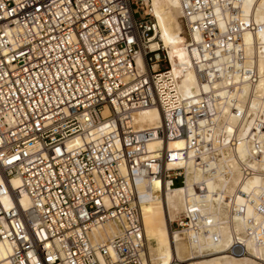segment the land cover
Segmentation results:
<instances>
[{
    "label": "built area",
    "instance_id": "obj_1",
    "mask_svg": "<svg viewBox=\"0 0 264 264\" xmlns=\"http://www.w3.org/2000/svg\"><path fill=\"white\" fill-rule=\"evenodd\" d=\"M179 1L190 66L207 87L191 102L171 78L142 0H0V241L10 245L0 264H150L138 185L171 186L184 176V157L201 177L169 228L205 232L214 210L212 226L242 220L244 238L230 231L225 251L264 242V186L242 188L263 171L264 70L259 45L247 53L241 39L264 29V15L257 25L240 0ZM241 84L243 107L254 101L247 112L233 104ZM151 105L160 124L134 128L132 112ZM156 138L183 146L147 151ZM106 222L117 232L92 240V227Z\"/></svg>",
    "mask_w": 264,
    "mask_h": 264
},
{
    "label": "bare ground",
    "instance_id": "obj_2",
    "mask_svg": "<svg viewBox=\"0 0 264 264\" xmlns=\"http://www.w3.org/2000/svg\"><path fill=\"white\" fill-rule=\"evenodd\" d=\"M159 1L160 12L158 13L154 10V0H142V3L150 6L151 14L158 28L156 35L158 43L165 49L171 78L175 81L178 91L184 99L183 101L191 102L196 98V95L202 91H206L207 87L205 85H202V88L199 86L196 74L190 66L189 55L185 49V43L188 39L185 30L182 31L179 21V18L183 16L180 1ZM238 6L241 14L243 16L247 15L253 24L259 25L262 22L264 0H240ZM259 27L254 32L244 31L241 34V39L245 44V51L247 53L251 51V44L256 43L259 45V51L255 55V60L257 62V69L261 73L264 70V59L261 54V49L264 46V29L260 30ZM190 39L196 41L198 34L196 32L191 33ZM155 43L152 41L149 47L151 49L154 48L156 46ZM168 48L171 50L174 61L170 58ZM140 61L141 57L138 55L136 57V63L139 66L141 65ZM239 88L238 94H233L235 100L233 104L241 108L243 112L252 110L253 100L251 106H247V109L242 104V95L247 90L246 85L241 84ZM233 117L234 115L230 116L232 122L234 121ZM131 119L133 127L139 130L154 128L160 124L161 113L158 107L151 105L132 112ZM146 122H148V125H143ZM248 126L249 123L245 122L241 128V132L248 129ZM182 146V139L164 141L156 138L149 139L146 142L147 151L155 154L160 152L158 150L159 148L161 150L165 148L177 149ZM177 164L184 167V176L180 177L181 181L179 183L164 188L162 181L157 178H152L138 185V193L141 198L140 211L145 240V258L147 262L150 264H166L170 259L178 258L185 261L186 264H209L214 259L229 257L233 261L262 264L259 260L264 259V242L252 244L249 240H246L244 246L246 252L244 253H229L224 250L229 244L230 231L244 238L243 224L240 218L233 219L231 223H224L222 227L212 226V221L216 219L217 214L214 210H209L210 212L206 211V218L203 221L204 225L207 226L205 232H200L195 229L169 228V221L178 212L187 210V206L192 201L193 182L201 177L200 172L192 167L189 157H184ZM166 165L170 166L171 164L168 163ZM259 166L263 171L247 177L242 183L243 189L257 191L261 186H264V163ZM9 182L13 186H17L19 179L17 176H11ZM237 199L242 200L240 196ZM19 202L22 206L27 205L28 200L24 193L19 195ZM214 228L218 231L216 232V238L212 236V231H215ZM116 232L115 225L111 222H106L92 227L90 236L92 240H99L107 234ZM9 248L10 245L7 242L0 241V258L7 254ZM248 249H251L253 258H247L245 256Z\"/></svg>",
    "mask_w": 264,
    "mask_h": 264
},
{
    "label": "rangeland",
    "instance_id": "obj_3",
    "mask_svg": "<svg viewBox=\"0 0 264 264\" xmlns=\"http://www.w3.org/2000/svg\"><path fill=\"white\" fill-rule=\"evenodd\" d=\"M159 0H154V7H155V11L158 13L160 12V6H159ZM179 15V14H178ZM180 17V15H179ZM180 21V26L182 27V31H184V25H183V19L182 17L179 18ZM186 34V33H185ZM170 48V47H169ZM168 48V51L170 52V58L172 61H174V57L171 54V50ZM173 63V62H172ZM165 64H167L165 62ZM162 66H164V63L162 64ZM172 67V65H171ZM143 125H148V122L143 123ZM175 230V229H174ZM184 241V240H183ZM250 254H249V253ZM248 253V254H247ZM247 253L245 254V256H247V258H253V253L251 251V249L247 250ZM252 253V254H251ZM251 255V256H250ZM214 257V256H213ZM259 262H261L262 264H264V259L263 260H259ZM183 264H186L185 261H183ZM209 264H254V263H249V262H242V261H233L231 260L229 257L223 258V259H214L212 262H210Z\"/></svg>",
    "mask_w": 264,
    "mask_h": 264
},
{
    "label": "water",
    "instance_id": "obj_4",
    "mask_svg": "<svg viewBox=\"0 0 264 264\" xmlns=\"http://www.w3.org/2000/svg\"><path fill=\"white\" fill-rule=\"evenodd\" d=\"M180 181H181V178L178 177V178H174L173 181H172V183H173V184H177V183H179Z\"/></svg>",
    "mask_w": 264,
    "mask_h": 264
}]
</instances>
